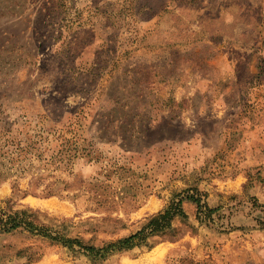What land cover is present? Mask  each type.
I'll use <instances>...</instances> for the list:
<instances>
[{
  "label": "rangeland",
  "instance_id": "1",
  "mask_svg": "<svg viewBox=\"0 0 264 264\" xmlns=\"http://www.w3.org/2000/svg\"><path fill=\"white\" fill-rule=\"evenodd\" d=\"M3 125L43 156L84 140L87 156L50 166L59 194L0 181V207L84 242L135 232L189 187L201 206L184 199L173 233L100 263L0 233V264H264V0H0ZM74 178L99 179L101 203L62 189Z\"/></svg>",
  "mask_w": 264,
  "mask_h": 264
},
{
  "label": "trees",
  "instance_id": "2",
  "mask_svg": "<svg viewBox=\"0 0 264 264\" xmlns=\"http://www.w3.org/2000/svg\"><path fill=\"white\" fill-rule=\"evenodd\" d=\"M57 138L56 147L49 155L43 156L45 150L50 148L37 147L36 141L30 136L20 138L12 134L9 127L0 126V181L15 175L12 189L14 193L22 197L29 193L35 194L41 185L40 192L43 194H59L60 191L55 189V184L59 180L45 182L46 177L54 175L50 166L54 164L56 154L61 162L66 163L75 157L87 156L89 152L82 146L85 143L84 140L78 139L79 136L72 139L60 134ZM34 160L39 162L36 164ZM27 170H31L27 186L24 189L19 188L17 178L23 176ZM83 187H89L90 197L96 198L101 203L102 186L97 178L91 181L74 178L72 181L64 182L62 189H81ZM184 199L192 200L201 206L197 188H186L184 195L179 194V201L173 200L162 210L150 215L147 221L135 232L98 245L84 242L79 237L70 236L66 233L65 228L52 223L49 219L45 220L43 215L46 214L39 209L28 206L15 207V202L10 199L6 201L5 207H0V233H8L17 229L25 230L33 236L46 239L51 244L62 246L69 254L83 255L93 263H100L115 253L130 250L136 246L151 247L150 238L173 233V219L175 217H187L182 207ZM210 212L211 208L206 206V215L208 216ZM198 218L203 220L199 216ZM39 258L40 254L33 261ZM27 260L29 264L31 260Z\"/></svg>",
  "mask_w": 264,
  "mask_h": 264
}]
</instances>
